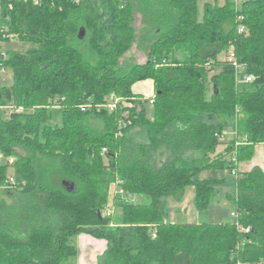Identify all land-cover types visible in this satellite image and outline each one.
<instances>
[{
  "label": "trees",
  "instance_id": "trees-1",
  "mask_svg": "<svg viewBox=\"0 0 264 264\" xmlns=\"http://www.w3.org/2000/svg\"><path fill=\"white\" fill-rule=\"evenodd\" d=\"M2 4V28L29 48L0 58L13 75L0 106L25 108L0 110V264H67L80 234L107 242L101 264H264L260 168L234 177L236 221L170 223L167 211L188 187L208 210L226 178L199 176L231 173L234 156L251 161L264 145V0L208 3L201 20L197 0ZM140 36L146 61L123 66ZM231 48L251 83L220 58ZM146 81L148 99L134 91ZM88 104L101 107L83 112ZM141 129L148 141L136 145Z\"/></svg>",
  "mask_w": 264,
  "mask_h": 264
},
{
  "label": "crops",
  "instance_id": "crops-1",
  "mask_svg": "<svg viewBox=\"0 0 264 264\" xmlns=\"http://www.w3.org/2000/svg\"><path fill=\"white\" fill-rule=\"evenodd\" d=\"M138 85H140V89L137 92L143 94L145 98L148 99L154 95L151 81L142 82ZM148 85L152 87L149 91L151 92L149 95L146 94L149 87ZM230 139L231 136L229 135L222 141L223 143L218 147L216 155L226 153L227 142H229ZM254 168H260L264 171L263 144H259L255 147V153L251 161L237 164V173L245 174L252 171ZM233 193H235V186L234 190L231 191L226 181L219 187L218 193L212 197L208 210L199 213L196 208V190L194 187H188L181 201L178 202L173 198L167 200L168 221L170 223L233 222L234 219L231 213L234 212V210L228 198V194ZM72 243L76 246L78 253L77 256L69 260L67 264H101V258L107 249V242L105 240L97 239L90 234H80L72 239Z\"/></svg>",
  "mask_w": 264,
  "mask_h": 264
},
{
  "label": "built area",
  "instance_id": "built-area-1",
  "mask_svg": "<svg viewBox=\"0 0 264 264\" xmlns=\"http://www.w3.org/2000/svg\"><path fill=\"white\" fill-rule=\"evenodd\" d=\"M24 1L33 2L34 4H38L41 0H24ZM74 1L77 2V3H80L83 0H74ZM2 2H3V0H0V20H1V15H2V13H1L2 12V5H3ZM232 2L234 4V6H235V9L236 10H240L242 5H243V3L246 2V0H232ZM238 19L239 20H243V17L240 16ZM245 30H246L245 27L241 26L239 28V33H244ZM13 40H17L18 41V39H17V37L15 35H12V34L8 33V29L2 28V23L0 21V58H2V59L6 58V56H7L6 52L8 50H4L3 46L6 43L12 42ZM223 56H224V60L225 61L231 63L234 66V69L236 71V80H237L238 84L251 83L253 81V77L252 76H249L247 74H244V75L240 74L241 66L238 63L232 48L228 52H226ZM8 71L9 70L6 67L0 65V87L5 86V83H6L8 74H9ZM108 101L109 102L107 103V105H104V107H106V109L109 112H111V113L114 112L116 107L118 106V104L121 103V100L119 98H115L113 96L110 97ZM152 103H153V101H150V104H152ZM93 107H95V108L97 107L99 109L101 106H97V105L94 106L92 104H88V105L82 106L81 110L83 112H85V111H88L90 109H93ZM0 110L7 111L8 114L24 113L25 112V108L24 107L17 106L13 102H10L9 104L4 105V106H0ZM121 134L122 133H120L119 135H121ZM229 135L230 136L234 135V138H237V127L231 132H229V131L223 132L220 137H221V139H225ZM239 144L240 143L238 141L235 142V146H238ZM10 162H12V161H10ZM232 162H234L235 165L238 164L237 159H236L235 156L233 157ZM232 175L234 177H237L236 168L232 170ZM10 182L12 184H14V179L10 178ZM118 192L120 194H124V191L122 189H119ZM108 212H109L108 214L111 215L113 213V210L110 209ZM231 216L234 219V221L237 220V214L235 212H232ZM244 231L247 232L248 230H244Z\"/></svg>",
  "mask_w": 264,
  "mask_h": 264
},
{
  "label": "rangeland",
  "instance_id": "rangeland-1",
  "mask_svg": "<svg viewBox=\"0 0 264 264\" xmlns=\"http://www.w3.org/2000/svg\"><path fill=\"white\" fill-rule=\"evenodd\" d=\"M225 0H197V9H198V18L201 20L203 18V15H204V9H205V5L210 3V4H215V3H218L219 5L223 4ZM138 28L140 27V24L138 23ZM143 28L139 29L140 30V35H141V31H142ZM4 50H14V51H26L29 46H25L24 44H22L21 42L17 41V40H13L12 42L10 43H6L4 46H3ZM147 51H148V45L143 43L142 41V36L138 37L137 39V42L135 43L133 49L131 50V52H129L127 54V56H125V58L122 59V65L123 66H132V65H135L137 63H144L145 60H146V54H147ZM221 59H224V56L221 55L220 57ZM128 66V67H129ZM9 74H8V77H7V80H6V83H5V86L7 87H10L13 83V75H12V72L11 71H8ZM148 89H147V92L146 94L149 95L151 92H149L151 90V86L148 85ZM140 89V85H135L134 86V91L137 93V91ZM145 91V89H144ZM55 113V118H54V123H58L60 124L61 123V116L59 113H57V110L54 111ZM134 142V144H145L147 143L148 141V137H147V133L145 130L141 129V130H138L134 133V137L132 139ZM6 161V159L0 155V163ZM11 163V162H10ZM237 170V168H236ZM232 173V172H231ZM230 173V171H219V170H216V171H206L204 172L203 174H201V176L199 177H209V178H226V181H227V186L229 187V189L231 191L234 190V176ZM13 174V171L11 170L10 171V176ZM239 174L237 173V176ZM7 202L8 203H11L13 201V199L11 198H6ZM113 206V205H111ZM115 208V207H114ZM233 208V207H232ZM117 211V209H116Z\"/></svg>",
  "mask_w": 264,
  "mask_h": 264
},
{
  "label": "water",
  "instance_id": "water-1",
  "mask_svg": "<svg viewBox=\"0 0 264 264\" xmlns=\"http://www.w3.org/2000/svg\"><path fill=\"white\" fill-rule=\"evenodd\" d=\"M86 32L84 29H81L79 32V38L82 40L85 38Z\"/></svg>",
  "mask_w": 264,
  "mask_h": 264
}]
</instances>
